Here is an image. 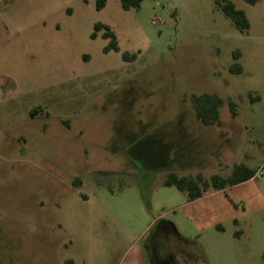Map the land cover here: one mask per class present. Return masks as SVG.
Returning a JSON list of instances; mask_svg holds the SVG:
<instances>
[{
  "label": "rangeland",
  "instance_id": "374dc122",
  "mask_svg": "<svg viewBox=\"0 0 264 264\" xmlns=\"http://www.w3.org/2000/svg\"><path fill=\"white\" fill-rule=\"evenodd\" d=\"M231 1L248 31L217 0H0V264H148L162 232L186 264H264V0Z\"/></svg>",
  "mask_w": 264,
  "mask_h": 264
},
{
  "label": "trees",
  "instance_id": "16d2710c",
  "mask_svg": "<svg viewBox=\"0 0 264 264\" xmlns=\"http://www.w3.org/2000/svg\"><path fill=\"white\" fill-rule=\"evenodd\" d=\"M108 0H99L98 9L102 10L105 8ZM145 0H121L122 7L126 11L139 10L142 3ZM249 5H256L262 0H244ZM218 5L222 9L223 13L233 22V24L240 29L242 32H246L250 29V22L247 18L246 13L243 10L237 9L236 5L231 0H217ZM105 31V38L113 40L109 50H118L116 44V37L108 26L103 24L96 25V31ZM237 59L241 57L240 53L236 54ZM231 72L235 74H241L243 68L240 64H235L231 67ZM193 107L196 111L197 118L206 126H211L217 123L220 119V108L223 105V100L216 94H203L200 96H193L192 98ZM231 110L236 114L237 105L233 102L230 103ZM255 177V174L247 170L244 166H236L233 173L224 179L220 176H213L211 182L217 190H224L229 185L231 187L250 181ZM192 178L182 177L173 174L169 176L165 185L167 187H176L179 191L187 193L189 201H195L200 198V195L196 191L198 186ZM204 186H208V183H203ZM65 264H74L73 261L69 260Z\"/></svg>",
  "mask_w": 264,
  "mask_h": 264
},
{
  "label": "flooded vegetation",
  "instance_id": "af4514ba",
  "mask_svg": "<svg viewBox=\"0 0 264 264\" xmlns=\"http://www.w3.org/2000/svg\"><path fill=\"white\" fill-rule=\"evenodd\" d=\"M92 37H97V31ZM162 234L156 236L149 247L148 264H186V262L193 260L191 253L174 248L166 232H162Z\"/></svg>",
  "mask_w": 264,
  "mask_h": 264
},
{
  "label": "built area",
  "instance_id": "2783aa9c",
  "mask_svg": "<svg viewBox=\"0 0 264 264\" xmlns=\"http://www.w3.org/2000/svg\"><path fill=\"white\" fill-rule=\"evenodd\" d=\"M262 174H263V172L260 171L257 175H258V176H262Z\"/></svg>",
  "mask_w": 264,
  "mask_h": 264
}]
</instances>
